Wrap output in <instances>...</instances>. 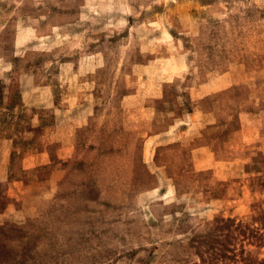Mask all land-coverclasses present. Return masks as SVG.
<instances>
[{"label": "rangeland", "instance_id": "1", "mask_svg": "<svg viewBox=\"0 0 264 264\" xmlns=\"http://www.w3.org/2000/svg\"><path fill=\"white\" fill-rule=\"evenodd\" d=\"M260 217L264 0H0V264L260 259Z\"/></svg>", "mask_w": 264, "mask_h": 264}, {"label": "trees", "instance_id": "2", "mask_svg": "<svg viewBox=\"0 0 264 264\" xmlns=\"http://www.w3.org/2000/svg\"><path fill=\"white\" fill-rule=\"evenodd\" d=\"M259 220H261V225L264 226V217H260L258 218ZM231 223L230 222H225V224L223 226H217V231H221V230H226L228 232L229 228L231 227ZM240 225V224H239ZM238 225V227H239ZM240 230L242 231V228H240ZM243 232V231H242ZM217 234V233H216ZM258 234V238L259 240L263 241L264 240V230H261L260 232L257 233ZM218 236V234H217ZM229 251V255H227V260L225 262V264H264V258H260V259H257V258H252L249 254H246V255H242V257L240 259H237L236 258V253H234V250L233 249H228ZM212 255H214L216 258H217V254L216 252H212L211 253ZM218 260V258L216 259ZM208 262H211V264H213V259H211L210 261ZM231 262V263H230Z\"/></svg>", "mask_w": 264, "mask_h": 264}, {"label": "crops", "instance_id": "3", "mask_svg": "<svg viewBox=\"0 0 264 264\" xmlns=\"http://www.w3.org/2000/svg\"><path fill=\"white\" fill-rule=\"evenodd\" d=\"M32 155H33V154H32ZM38 156H39V155L35 154L34 156H32V157H30V158H32V159H35V158H36V159H37Z\"/></svg>", "mask_w": 264, "mask_h": 264}]
</instances>
